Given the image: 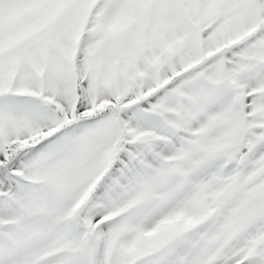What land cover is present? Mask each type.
<instances>
[{"label":"snow or ice","instance_id":"1","mask_svg":"<svg viewBox=\"0 0 264 264\" xmlns=\"http://www.w3.org/2000/svg\"><path fill=\"white\" fill-rule=\"evenodd\" d=\"M0 264H264V0H0Z\"/></svg>","mask_w":264,"mask_h":264}]
</instances>
